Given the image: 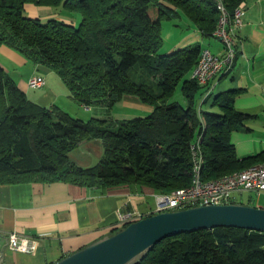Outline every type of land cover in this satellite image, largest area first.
<instances>
[{"label": "trees", "instance_id": "1", "mask_svg": "<svg viewBox=\"0 0 264 264\" xmlns=\"http://www.w3.org/2000/svg\"><path fill=\"white\" fill-rule=\"evenodd\" d=\"M221 1L233 18L248 0ZM26 3L80 14L81 23L29 17ZM178 10L204 37L214 36L216 0H0V46L54 71L72 97L112 108L135 95L154 108L147 117L85 121L30 100L0 65V184H136L173 193L192 182L193 145L201 150L204 180L264 163V151L240 159L231 141L232 131L255 117L236 109L241 89L201 103L203 87L186 77L202 46L159 53L163 22L179 17ZM179 85L186 106L169 101ZM91 139L104 143L101 161L88 168L72 162L68 154ZM139 264H264V232L222 226L178 233L159 241Z\"/></svg>", "mask_w": 264, "mask_h": 264}, {"label": "crops", "instance_id": "2", "mask_svg": "<svg viewBox=\"0 0 264 264\" xmlns=\"http://www.w3.org/2000/svg\"><path fill=\"white\" fill-rule=\"evenodd\" d=\"M244 4L243 25L236 33L238 49L234 67L230 73L218 79L214 91L215 94L241 89L235 99L236 109L255 115L231 133V141L240 159L264 151V0H248ZM178 11L184 27L168 25L169 40H175L169 43L170 48L159 53H171L178 48L194 46L195 43L203 49H210L203 44L205 37L196 24L181 10ZM25 13L42 21L57 18L73 25L81 21L80 14L33 3L25 4ZM0 65L5 72L9 70V73L13 70L18 73L16 68L23 69L26 76L21 74L15 81L32 101L50 110L58 107L85 121L91 118L127 120L147 117L154 111L153 106L142 102L139 97L126 95L112 108L86 106L81 102V108L72 112V102L78 103L74 101L75 98L62 78L54 71L34 65L7 45L0 46ZM37 75L43 76L46 84L34 89L29 86L28 81ZM209 97L210 95L207 98ZM203 98L202 93V103ZM84 110L87 111L86 114ZM104 152L103 141L91 139L80 142L68 156L75 164L88 168L98 164ZM156 194L159 193L154 189L136 184L104 188H90L64 181L0 184V231L5 234L17 232L38 240L35 253L13 251L6 240H0V264L56 262L122 230L118 226L122 213L138 210L148 216L156 208V197L152 203L148 197Z\"/></svg>", "mask_w": 264, "mask_h": 264}, {"label": "water", "instance_id": "3", "mask_svg": "<svg viewBox=\"0 0 264 264\" xmlns=\"http://www.w3.org/2000/svg\"><path fill=\"white\" fill-rule=\"evenodd\" d=\"M222 226L264 232V208L234 202L151 214L50 264H139L166 237Z\"/></svg>", "mask_w": 264, "mask_h": 264}, {"label": "built area", "instance_id": "4", "mask_svg": "<svg viewBox=\"0 0 264 264\" xmlns=\"http://www.w3.org/2000/svg\"><path fill=\"white\" fill-rule=\"evenodd\" d=\"M244 15L245 7L236 8L233 14V27H225V23H223L220 34L214 35L215 38L223 43L225 52L222 56L213 54L208 48L201 53V71L199 75L191 74V77L199 85H203V100L214 93L218 79L230 73L234 67L235 63H230L229 61V54L232 53V49H238V43L237 41L230 40V33H237V30L243 25ZM28 84L31 88L38 89L42 88L46 84V81L43 76L37 75L32 76ZM198 157L197 146V167H202L203 164H198ZM196 176L197 189L191 190L187 196L164 198L155 195L156 208L149 215L177 211L194 206L233 203L232 201L235 200L236 196L244 192H254L258 195L264 192V168L255 169V171L243 179H232L222 184H202L198 181V175ZM144 217L146 216L138 210L124 212L120 216L118 226L124 229L129 224ZM2 239L8 242L9 248L13 251L35 253L38 248V240L36 238L17 232L5 234L0 231V240Z\"/></svg>", "mask_w": 264, "mask_h": 264}, {"label": "bare ground", "instance_id": "5", "mask_svg": "<svg viewBox=\"0 0 264 264\" xmlns=\"http://www.w3.org/2000/svg\"><path fill=\"white\" fill-rule=\"evenodd\" d=\"M216 6L219 11V22L217 25V28L214 32V35H219L220 32L222 31L223 23H225V27H233V18L230 17L226 6L221 0H216ZM245 4L242 3L238 6V8H244ZM230 40L236 41V33H230ZM202 51H206V48H204ZM237 56V50L232 49V53L229 54V61L230 63H234L235 59ZM201 65H202V55L200 56L199 62L196 65V67L193 70L192 75H199L201 71ZM203 87V85H200ZM198 164H200V157H201V150L198 147ZM192 160H193V179L192 182L189 186L185 188H181L173 193H159L156 194L157 197H164V198H177V197H184L190 194L191 190H196L197 189V176L198 175V181L201 182L202 184H222L226 183L228 180L232 179H243L246 176L250 175L255 169H260L264 168V163L253 166L251 168L235 172L233 174L223 176L217 179L213 180H204L203 177L200 174V167H197V145L192 146Z\"/></svg>", "mask_w": 264, "mask_h": 264}, {"label": "rangeland", "instance_id": "6", "mask_svg": "<svg viewBox=\"0 0 264 264\" xmlns=\"http://www.w3.org/2000/svg\"><path fill=\"white\" fill-rule=\"evenodd\" d=\"M243 19H244V17H243ZM80 23H81V21L78 24H75V26L78 27ZM170 24H172V27H184V24L181 22L180 17L173 18L172 20H165L163 22V26H162L163 44L159 50L160 52H164L165 50L170 48L169 43L172 42L173 40H175L174 38H172L171 41L169 40V35H168L169 26L168 25H170ZM203 44L207 45L212 50V53L217 55V56H222L225 52L223 43L220 40H218L217 38H215L214 36L205 37ZM195 45H198V44L195 43ZM29 65H31V63ZM15 70L18 73H15L14 70L9 73V70H6L7 74L9 76H11L14 80L15 79L17 80V78H19L21 76V74L26 76V73H23L22 68H16ZM186 77H188V78L191 77V71L187 74ZM66 88H67V86H66ZM32 91L35 92V90H32ZM201 92H203V89H201ZM74 101H76L78 103V105L75 104L74 102H72V109H70V110H72V112H77L78 108L80 107L79 104H81V102H79L78 100H75V99H74ZM169 101L170 102L176 101V102L180 103L182 106H186V98L181 91V85H179L176 88L173 95L169 98ZM86 113H87V111L84 110V114H86ZM148 198H149V201L151 203L153 202V200H155V196H149ZM237 200H239L238 203H240L242 201L243 203H245V205L264 208V192L259 194V195L254 193V192H244L243 194H240L239 196H237ZM155 203H156V200H155Z\"/></svg>", "mask_w": 264, "mask_h": 264}]
</instances>
